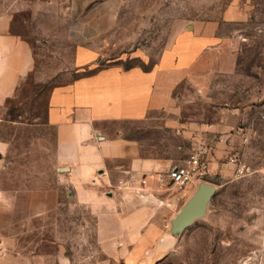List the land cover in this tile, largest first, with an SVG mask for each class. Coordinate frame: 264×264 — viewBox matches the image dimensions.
Here are the masks:
<instances>
[{
    "label": "crops",
    "instance_id": "0c3cea01",
    "mask_svg": "<svg viewBox=\"0 0 264 264\" xmlns=\"http://www.w3.org/2000/svg\"><path fill=\"white\" fill-rule=\"evenodd\" d=\"M119 6V0H73L78 14L69 31L75 47L72 78L53 87L47 113L55 128L56 157L75 200L94 217L97 253L76 260L58 242L50 191L0 185V264H162L177 247L172 223L182 195L168 188L167 176L177 164L143 155L141 140L118 128L119 122L147 128L161 119L164 127L180 128L182 123L171 116L180 110L177 89L184 81L200 83L217 71H235L236 53L218 23L207 22L179 30L152 62L150 53L137 46L126 57L102 64L107 54L103 37L117 25ZM224 17L247 19L241 0H233ZM34 68L30 40L14 29L9 15L0 16V105ZM156 112L161 115L153 116ZM184 126L188 134L196 127ZM230 127L210 123L199 133L219 132L218 137H194L213 159L214 171L215 153L233 148L239 134ZM8 148L0 139V172ZM39 219L45 225L39 227ZM256 223L259 238L253 249L264 264V213Z\"/></svg>",
    "mask_w": 264,
    "mask_h": 264
},
{
    "label": "rangeland",
    "instance_id": "374dc122",
    "mask_svg": "<svg viewBox=\"0 0 264 264\" xmlns=\"http://www.w3.org/2000/svg\"><path fill=\"white\" fill-rule=\"evenodd\" d=\"M119 1L117 25L103 37L107 54L102 64L126 57L137 46L150 53L152 62L179 30L207 22L218 23L237 58L235 71H217L200 83L184 81L177 89L180 110L171 116L182 123L180 128L164 127L161 119L147 128L119 122L118 128L141 140L143 155L171 158L173 164L201 148L194 137L211 140L221 134L199 133L210 123L232 126V133L244 131L230 144L233 148L215 153L216 172L207 181L217 191L208 210L183 230L162 264H260V251L253 246L259 238L256 222L264 213V0H241L247 11L243 21L225 20L233 0ZM72 6L73 0H0V16H10L35 56L34 70L0 105V139L9 143L0 185L50 191L55 238L76 260H85L97 253L95 220L75 200L56 157L55 128L47 119L51 90L72 78L75 47L69 31L78 14ZM188 123L196 125L192 134L183 128ZM233 151L239 152L240 164L230 162ZM181 195L183 206L188 194Z\"/></svg>",
    "mask_w": 264,
    "mask_h": 264
},
{
    "label": "built area",
    "instance_id": "2783aa9c",
    "mask_svg": "<svg viewBox=\"0 0 264 264\" xmlns=\"http://www.w3.org/2000/svg\"><path fill=\"white\" fill-rule=\"evenodd\" d=\"M238 131L239 134L244 132L242 128ZM228 158L230 162L240 164L239 152H230ZM212 162L213 159L208 155L207 150L204 148L194 150L182 163L173 166L168 172L171 189L176 193H186L198 181H207V177L214 172ZM241 169L242 166L239 165V170Z\"/></svg>",
    "mask_w": 264,
    "mask_h": 264
},
{
    "label": "water",
    "instance_id": "95a60500",
    "mask_svg": "<svg viewBox=\"0 0 264 264\" xmlns=\"http://www.w3.org/2000/svg\"><path fill=\"white\" fill-rule=\"evenodd\" d=\"M216 191V185L206 180L198 181L173 219L172 232L179 236L185 228L204 217Z\"/></svg>",
    "mask_w": 264,
    "mask_h": 264
}]
</instances>
